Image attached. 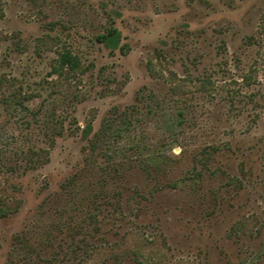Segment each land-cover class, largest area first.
Wrapping results in <instances>:
<instances>
[{
    "label": "rangeland",
    "instance_id": "374dc122",
    "mask_svg": "<svg viewBox=\"0 0 264 264\" xmlns=\"http://www.w3.org/2000/svg\"><path fill=\"white\" fill-rule=\"evenodd\" d=\"M112 23L125 52L94 41ZM46 34L56 46L37 43ZM62 46L92 66L59 88L49 73ZM170 72L214 86L171 95ZM2 76L32 98L29 110L0 104V193L21 201L0 218V264L18 236L39 253L30 264H116L135 246L155 264H264V0H0ZM50 113L65 131L29 168ZM208 145L220 150L203 166Z\"/></svg>",
    "mask_w": 264,
    "mask_h": 264
},
{
    "label": "trees",
    "instance_id": "16d2710c",
    "mask_svg": "<svg viewBox=\"0 0 264 264\" xmlns=\"http://www.w3.org/2000/svg\"><path fill=\"white\" fill-rule=\"evenodd\" d=\"M94 41L97 43H101L104 47H106L109 52H114L116 49L120 51H124V44L121 45V33L120 31L112 24H109L104 28L103 31L95 34ZM37 43L40 45L48 46H56V42L53 37L49 34H46L40 38H38ZM55 57L53 58L51 64L50 75L55 77L56 85L59 88H62L65 84H71L75 78H80L84 75L92 66L91 63L87 65H83V62L80 56L74 52L71 47L62 46L56 49ZM147 72L151 77L156 75L157 67L156 64L153 63V60H148L146 63ZM257 76V67L251 66L248 71L242 73L240 75V82L243 86H251L256 80ZM8 79L5 76L0 78V104H2L7 109H13L15 111L21 110H29L28 107L24 104L25 101H28L32 98V95L26 91H23L21 86H16L13 82L8 83ZM236 82V81H234ZM5 83H8V89L15 86L14 89L6 92L3 90V86ZM231 86V84L229 83ZM167 91L171 95L183 96L186 95L190 90L191 86L195 87L198 92L206 91L209 89V86H214V82L211 80V75L207 74L203 77H190V75H186L183 77H177L176 73L170 72V77L166 80L165 84ZM228 86V87H230ZM231 88V87H230ZM232 101V98L231 100ZM178 115L175 116L174 119L169 117L168 125L171 127V131H175L177 125L181 124L182 112L178 110ZM64 119L62 117H56L53 113L48 115L45 120V130L43 131L44 142L47 144V147H34L29 149L27 152V157L25 166L29 168H35L47 162L49 158V150L55 143V138L62 136L65 131ZM77 130H79V126H76ZM106 127L103 126L101 128L102 133H106ZM77 132V131H76ZM93 132V127L91 121L85 124V126L81 129V134L85 139L89 140V148L93 152L95 149L96 141L90 138V134ZM97 135V134H96ZM220 150V146L208 145L200 150V158L197 159L196 162L199 161L203 166H207V163L211 160H215V154ZM93 155L91 154L87 160H92ZM153 162H155V157L150 158ZM157 159V158H156ZM189 174V175H188ZM201 175L200 170H196L193 166L187 172V176L189 179L196 180ZM77 180V174L71 175L65 183L62 184V190H67L69 187L74 186ZM231 180V179H230ZM227 181V186L231 185L232 180ZM176 185V183H174ZM140 196L144 198L142 193L138 192ZM69 195L73 196L71 193ZM96 196V195H95ZM95 198V197H94ZM69 201H72V197L69 198ZM21 201L18 198L6 197L0 193V218L6 217L12 213H15L20 207ZM65 209V207H63ZM62 214L61 209L53 208ZM140 210V209H138ZM89 218H95V213H89ZM51 226V225H50ZM55 228V227H54ZM58 229V228H57ZM49 232H54L53 228H51L47 235L49 237ZM47 237V242H51V240ZM27 240V238L23 236L16 237L15 244L12 247L8 258L9 261L13 264H30L31 260L34 262L39 258V253L37 249L32 246ZM35 253V256L33 255ZM117 259V258H116ZM115 260V259H113ZM115 264V263H110ZM116 264H155L153 258L149 256V254L144 253L143 250L139 249V247L135 246L130 248L124 259L120 261V263Z\"/></svg>",
    "mask_w": 264,
    "mask_h": 264
}]
</instances>
